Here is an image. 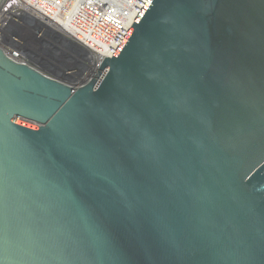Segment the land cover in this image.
I'll return each mask as SVG.
<instances>
[{
  "label": "water",
  "instance_id": "obj_1",
  "mask_svg": "<svg viewBox=\"0 0 264 264\" xmlns=\"http://www.w3.org/2000/svg\"><path fill=\"white\" fill-rule=\"evenodd\" d=\"M0 264H264V0H147L75 89L0 50Z\"/></svg>",
  "mask_w": 264,
  "mask_h": 264
},
{
  "label": "built area",
  "instance_id": "obj_2",
  "mask_svg": "<svg viewBox=\"0 0 264 264\" xmlns=\"http://www.w3.org/2000/svg\"><path fill=\"white\" fill-rule=\"evenodd\" d=\"M147 0H3L0 29L11 26L38 40L45 38L65 48L73 70L54 63L45 65L32 44L13 36L0 37V50L15 63L25 65L57 81H68L78 88L76 66H92L111 57L129 31ZM11 25V26H10ZM97 60H99L98 64ZM96 61V62H95ZM95 62V63H93Z\"/></svg>",
  "mask_w": 264,
  "mask_h": 264
},
{
  "label": "rangeland",
  "instance_id": "obj_3",
  "mask_svg": "<svg viewBox=\"0 0 264 264\" xmlns=\"http://www.w3.org/2000/svg\"><path fill=\"white\" fill-rule=\"evenodd\" d=\"M4 36H13L17 38L20 37L23 40L27 39L28 41L35 42L32 44V46L33 48H35L36 52L40 54L43 60V63L45 65H47L50 62V63H54L58 65L59 67L65 70H69V69L73 70V66H75L74 63L71 61L70 57L68 56L65 48L61 46L58 42H55L51 39L45 38V39L36 41V39H34L33 37L29 35H25V33L22 30L17 29L15 26H11L10 30L0 29V37H4ZM93 65L94 64H91L90 66H86L85 68L76 66V68L78 69V71L76 70V72H79L76 78L77 80H79L80 83L84 82L88 78V76L95 71L92 69ZM46 75L47 74H45L44 76ZM53 80H56V79H53ZM58 82H61L71 87L73 84H76V83L71 84L68 81H66V83L65 81H58Z\"/></svg>",
  "mask_w": 264,
  "mask_h": 264
},
{
  "label": "bare ground",
  "instance_id": "obj_4",
  "mask_svg": "<svg viewBox=\"0 0 264 264\" xmlns=\"http://www.w3.org/2000/svg\"><path fill=\"white\" fill-rule=\"evenodd\" d=\"M98 62H99V60H97V63H96V65L98 64Z\"/></svg>",
  "mask_w": 264,
  "mask_h": 264
}]
</instances>
